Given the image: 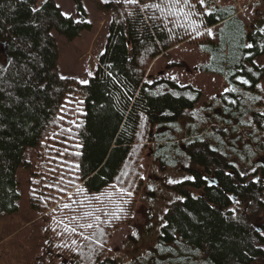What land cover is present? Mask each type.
Instances as JSON below:
<instances>
[{
    "label": "trees",
    "instance_id": "obj_1",
    "mask_svg": "<svg viewBox=\"0 0 264 264\" xmlns=\"http://www.w3.org/2000/svg\"><path fill=\"white\" fill-rule=\"evenodd\" d=\"M37 1L0 0V220L23 198L43 219L32 264H264V0H252L251 22L214 0H182L189 17L143 8L166 0H91L109 33L88 82L59 73L53 31L73 40L92 23ZM188 43L207 56L200 70L226 79L218 98L148 80L155 60ZM149 153L189 178L164 183L181 196L155 243L125 259L111 241L133 222L134 198L153 194Z\"/></svg>",
    "mask_w": 264,
    "mask_h": 264
},
{
    "label": "rangeland",
    "instance_id": "obj_2",
    "mask_svg": "<svg viewBox=\"0 0 264 264\" xmlns=\"http://www.w3.org/2000/svg\"><path fill=\"white\" fill-rule=\"evenodd\" d=\"M262 1V0H260ZM65 14L91 22L89 29L81 32L73 40L60 36L57 31L59 48L58 70L62 76L75 77L82 82H88L96 73L101 54L106 49L108 28L106 14L97 9L91 0H82L85 12L78 8L74 0H56ZM218 3L237 4L239 15L246 22H251L252 0H214ZM44 0H38L39 7ZM3 53L4 50H2ZM206 54L200 52L193 44H183L172 49L154 61L148 80L156 77H173L183 83L195 84L202 89L203 101L216 99L227 89V81L223 76L214 73H204L200 70ZM6 62V61H5ZM264 65V56L260 58ZM4 64L0 62V65ZM264 86V82H263ZM146 168L145 179L153 194L149 197H136L133 203V222L119 227L111 241V253L125 259H131L138 253H143L148 245L155 243L162 216L170 200L181 196L177 191L164 188V183L178 182L189 178V174L176 169L161 171L154 163L151 154L143 163ZM25 198L20 208L13 216L0 220V264H32L42 251L38 245L42 242L45 222L30 211ZM33 221H32V220Z\"/></svg>",
    "mask_w": 264,
    "mask_h": 264
},
{
    "label": "snow or ice",
    "instance_id": "obj_3",
    "mask_svg": "<svg viewBox=\"0 0 264 264\" xmlns=\"http://www.w3.org/2000/svg\"><path fill=\"white\" fill-rule=\"evenodd\" d=\"M105 3L108 2V0H104ZM129 3L138 4L139 0H127ZM182 0H166L164 6L162 7L161 4H146L143 6V8H155L158 9L160 12L164 13L167 12L170 15H176V14H182L185 17H189L192 15L191 12H185L183 7H178L181 5ZM201 5L204 4V0H200ZM183 4L185 6H189L190 0H183ZM66 15V14H65ZM264 31V30H262ZM244 47L246 48H252V44H245ZM244 83H248L247 80L243 81ZM130 195V193H129ZM65 207H69V205H65ZM97 221H99L100 217L95 218ZM92 224H88L87 227H92ZM83 227V225H82ZM71 231H75V229H71ZM85 239H91V237H85Z\"/></svg>",
    "mask_w": 264,
    "mask_h": 264
}]
</instances>
